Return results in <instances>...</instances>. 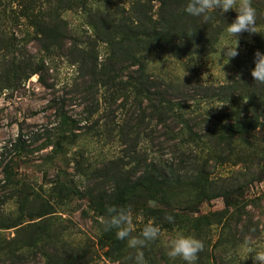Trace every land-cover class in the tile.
Segmentation results:
<instances>
[{"label": "trees", "instance_id": "obj_1", "mask_svg": "<svg viewBox=\"0 0 264 264\" xmlns=\"http://www.w3.org/2000/svg\"><path fill=\"white\" fill-rule=\"evenodd\" d=\"M187 3L0 0V95L19 89L34 75L52 87L47 78L49 62L63 53L78 66L85 85L83 95H65L50 103L59 122L43 147L52 146L54 157L64 155L67 146L78 140L73 130L80 123L68 114L67 105L93 100L100 88L139 109L138 126L145 117L154 122L145 135L141 125L132 132L121 127V154L105 159L102 165L82 150L75 151L73 172L61 170L42 192L18 178L12 164H5L0 186H12L19 211L16 215L0 211V228L16 230L9 240L0 235V264H94L101 254L113 263L136 264L137 250L118 240L115 231L105 232L100 223L113 206L131 207L144 223L153 220L162 231L203 241L197 264H252V257L238 262L236 254L229 256V252L245 242L251 247L249 241L259 238L264 228L247 211L250 205L264 204V193L247 196L249 184L264 178V84L256 83L251 75L255 53L264 52V0H251L257 13L256 32L250 33L252 39L238 55L235 74L213 86L169 82L149 69V56L190 59L213 54L238 15L235 10L224 16L217 11L204 22L185 13ZM68 10L82 12L94 33L75 35L64 17ZM9 23H25L31 29L24 34L25 42L8 32ZM31 40L36 41L38 54L28 50ZM208 102L227 104L229 109H211ZM94 112L96 108H89L88 117ZM155 132L163 136L159 142ZM14 146L17 151L26 149L21 136ZM167 146L174 159L162 158ZM0 160L2 166L3 157ZM224 163H242L246 170L217 177L215 169ZM256 164L260 175L252 171ZM216 198L224 200V208L201 213L202 204ZM74 199H85L95 214L97 241L62 228L56 220L58 209ZM167 216L174 217V222L169 223ZM142 227L135 228L133 235L139 236ZM216 229L219 235L213 243ZM166 246L160 237L141 249L143 264H182L166 255Z\"/></svg>", "mask_w": 264, "mask_h": 264}, {"label": "rangeland", "instance_id": "obj_2", "mask_svg": "<svg viewBox=\"0 0 264 264\" xmlns=\"http://www.w3.org/2000/svg\"><path fill=\"white\" fill-rule=\"evenodd\" d=\"M117 1L126 4L128 0ZM64 17L68 20L75 35L84 36V34L92 35L94 33L82 12L68 10L64 13ZM11 24H8V32L10 34L13 33L19 40L24 41L26 39L24 34L28 31L27 29H31L25 23L20 26L19 24ZM237 37L227 35L216 51L209 55H196L190 59L173 56L165 58L149 56L150 72L152 75L175 83L191 82L205 86L226 83L229 77L235 74L238 56L227 59L225 55L226 49L224 50L225 45L236 47L239 41L238 52L240 54L245 51L246 44L252 39V35L246 32L237 34ZM28 50L38 54L36 41L31 40L28 42ZM99 50L101 52L100 59H102L104 56L102 46ZM70 59V56L63 53L57 54L49 62L50 68L47 78L50 83H53L52 87L44 86L39 80V76L34 75L19 89L5 90L0 95V158L3 157L4 160V164L0 166V180L3 183L5 178L3 167L5 164H12L14 167L13 171L17 173L18 178L26 181L33 189L42 192V187L48 189L50 181L54 180L61 170H67L68 173L73 172L75 151L82 150L86 155L90 156V159L95 164L102 165V161L105 159L115 158L121 154L123 148L120 138L121 127L125 126L124 130L126 132H132L141 125L146 131H143V135L150 132V129L153 128L154 122L149 117L140 120V125L138 126L140 110L134 108L130 103H123L124 98L122 96L118 97L115 95V98H111L110 91L100 88L97 90L96 95L94 94L93 100L85 98V101L78 102V104L67 105L66 111L73 119L79 121L81 128L78 127L73 130L78 136L76 144L72 145V147L67 146V151L58 159L54 157L51 154L52 146L43 147V144L48 140V136L55 133L59 122L55 109L51 108L50 103L53 99L62 98L65 95H68V97L75 94L83 95V91H85V85L79 78L78 66L72 64ZM118 104L121 107H117ZM206 106L218 110L229 109L227 104L217 102H208ZM89 108H96V112L91 117L87 115ZM87 126L91 127V133L90 136L88 135L85 138L84 133L89 131ZM157 135L159 138H156V142H159V139H163V136L161 133ZM19 136L22 137L26 149L17 151L14 145ZM143 137V140H146L145 136ZM175 157L173 153L169 152L167 146L165 155L162 158L171 160ZM244 170H246V167L242 163L236 165L224 163L216 167L215 175L217 177H226L235 171ZM252 171L257 173V175L261 173L257 164ZM12 192V186H0V211L16 215L19 211V204ZM262 193H264V178L261 177V181L256 179L249 184L247 196L249 198L257 197ZM263 205L260 207L250 205L247 208V211L253 214V220H259L261 227H264V209L261 208ZM222 208H224V200L216 198L211 202L202 204L201 213L221 210ZM55 215H57L56 220L62 228L72 230L74 233H78L79 236L90 237L97 241L99 231L96 216L88 208V202L85 199H74L71 204L59 208ZM136 216L139 215H134V217ZM135 223L136 228L140 227L144 223V218L143 221ZM217 230L213 231V243L218 239ZM0 235L9 240L16 235V230L15 228H0ZM174 236V233L166 231H162L161 235L165 244ZM250 244L251 247L245 242L241 248L231 250L229 256L236 254L238 262L252 257V264H256L253 256L258 251H264V228L260 237L255 238L253 241L250 240ZM210 248L212 250L213 246H210ZM32 259L35 261V258ZM94 264L118 263L106 260L101 254ZM182 264H185V262L183 261Z\"/></svg>", "mask_w": 264, "mask_h": 264}, {"label": "clouds", "instance_id": "obj_3", "mask_svg": "<svg viewBox=\"0 0 264 264\" xmlns=\"http://www.w3.org/2000/svg\"><path fill=\"white\" fill-rule=\"evenodd\" d=\"M230 10H235L238 15L235 20L228 24L227 33L232 37L243 32L255 33L256 26V9L252 6L251 0H188L184 11L192 17L201 18L204 22H208L213 18L215 12L223 15ZM238 38V37H237ZM238 44L233 47L225 45L227 59L238 56ZM255 67L252 69L251 75L256 83L264 84V52L257 51L254 57ZM107 218L101 217L100 223L105 232L115 231L116 238L121 241H127L130 249H135L136 264H143V249L151 242H156L162 235L161 225L153 220L143 223L139 236H134L133 232L136 228L135 222L143 221L142 216L133 215L131 207L117 208L109 207L107 209ZM169 223L174 222V217L167 216ZM135 221V222H134ZM204 250V243L200 239L184 234H177L171 238L166 246V255L172 260H182L185 264H196L198 254ZM256 264H264V251H258L253 256Z\"/></svg>", "mask_w": 264, "mask_h": 264}]
</instances>
